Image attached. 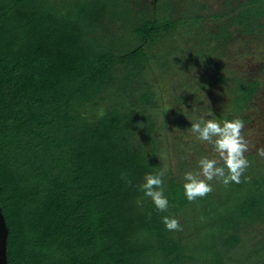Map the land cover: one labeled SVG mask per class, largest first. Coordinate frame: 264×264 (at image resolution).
Masks as SVG:
<instances>
[{
  "label": "trees",
  "instance_id": "obj_1",
  "mask_svg": "<svg viewBox=\"0 0 264 264\" xmlns=\"http://www.w3.org/2000/svg\"><path fill=\"white\" fill-rule=\"evenodd\" d=\"M231 9L213 15L222 26L219 43H196V55L183 60L176 54L183 37L200 30L199 17L187 32V17L149 16L132 0H0V205L9 264L264 262L260 156L247 157L249 179L240 184L214 182L192 202L183 190L195 164L181 151L202 153L191 122L210 109L246 124L261 91V80L226 67L224 58L233 51L229 24L249 41L264 38V0ZM121 27L127 42L118 40ZM192 63L211 72L188 75ZM173 81L180 87L174 106L167 98ZM187 101L192 105L175 107ZM179 138L175 171L168 155ZM163 168L167 212L138 188ZM163 216L182 230H167Z\"/></svg>",
  "mask_w": 264,
  "mask_h": 264
},
{
  "label": "rangeland",
  "instance_id": "obj_2",
  "mask_svg": "<svg viewBox=\"0 0 264 264\" xmlns=\"http://www.w3.org/2000/svg\"><path fill=\"white\" fill-rule=\"evenodd\" d=\"M248 0H132L133 6L135 9L142 10L145 12L146 15L153 16V15H161L163 14L162 11L165 12L164 16H170L172 19H177L180 17H187L189 19V24H187V32L191 31V26L194 24L192 23L193 18L199 17L200 21V30L195 29V33L193 35H185L183 38H186L185 41V48L180 49V52L176 54L177 57H181L187 53L195 54L196 49L193 46L196 43H202V41L208 43V47L215 46L219 43V40L216 39V36L221 31V23L218 19H214L213 15L216 13H223L228 12L232 14V9H237L239 5L245 3ZM169 4L171 6H169ZM253 8V7H252ZM231 9V10H230ZM171 10V11H170ZM191 17V18H190ZM106 21L105 24H102V27H107V17L102 19ZM102 21V22H103ZM227 22L230 21V18H226ZM264 24V19H263ZM230 26V46L232 47L233 51H228V55L224 58L226 61V67L232 68L239 73L245 74L250 78H258L262 81L261 91L257 95V99L255 101L254 107L247 112L246 118L247 122L245 124V128L243 129L242 134L245 138L249 141L250 151L247 152L245 155L248 157L249 155L256 154V149L264 147V38H255V40L249 41L247 36H243L238 34V26H234L229 24ZM183 28V27H182ZM181 27L179 30L180 32H184L186 29H182ZM119 34L118 40L119 41H126L127 42V32L123 27H121L120 31H117ZM176 33H178L176 31ZM181 39H179L180 41ZM182 41V40H181ZM134 42V41H132ZM172 36L162 42V50L164 49L163 46H166L165 51H168L167 47L172 44ZM263 45V46H262ZM201 47V46H200ZM155 53L161 52V45L157 44L154 48ZM158 55V54H157ZM196 55V54H195ZM198 56V55H197ZM184 60V59H183ZM224 61V62H225ZM162 64V59L159 61V64L156 66L155 71L158 73L160 65ZM186 63L182 61L178 67L184 66ZM211 69H204L202 65L199 63H192L190 68L188 69V75H194V77L198 78L201 77L203 73H210ZM175 82H171L169 86L173 89ZM175 89H179L180 87L174 86V91H168V99L172 101L176 98ZM175 95H171V94ZM191 97V96H190ZM167 99V100H168ZM168 100V101H169ZM173 101L171 102V104ZM190 104V101H187V105L181 102L175 103V107L177 109H185ZM192 105V104H190ZM172 106H174L172 104ZM170 124L173 123L172 117L170 115L169 118ZM182 130V129H181ZM171 139V138H169ZM188 139V138H184ZM172 140V139H171ZM180 141L182 139H175L172 142V146L170 147V153L168 155L169 164L171 167L174 168L175 171H178L179 167V157L174 154V147L180 145ZM189 141V140H188ZM184 142V140H183ZM187 142V141H186ZM166 145V142H165ZM187 147V146H186ZM194 147V146H193ZM190 146L187 149L182 150L181 152H185V157L187 160H191L194 162L195 166L192 170L196 169L197 161L200 159L201 156H208L209 158L214 157V153L212 151L211 145L202 142L201 151L202 153H198L195 151L194 148ZM200 151V150H199ZM168 160V159H167ZM262 162L264 163V157H261ZM196 225V220L190 218L188 220L187 226L190 229H193ZM197 241L200 242V239L197 238ZM241 253V252H237ZM204 254V252H203ZM237 255V254H235ZM228 264H235V262L228 263ZM261 264H264L261 263Z\"/></svg>",
  "mask_w": 264,
  "mask_h": 264
},
{
  "label": "clouds",
  "instance_id": "obj_3",
  "mask_svg": "<svg viewBox=\"0 0 264 264\" xmlns=\"http://www.w3.org/2000/svg\"><path fill=\"white\" fill-rule=\"evenodd\" d=\"M206 116L211 119H206ZM244 128L245 121L243 119L220 120L210 109L198 120L191 122L190 131L195 134L197 140L211 145L215 155L213 158L201 156L197 161L196 169L184 173L183 190L189 202L206 197L213 191L214 182L227 187L233 182L242 183V177L244 180L249 179L244 176L250 167V161L245 155L250 151V145L242 134ZM256 154L264 157V147L256 149ZM166 172L167 168H163L155 173L146 174L145 182L138 185L139 190L145 197L151 199L155 208L160 212H167L169 207V201L164 195L163 177ZM121 179L127 184H131L127 173H122ZM138 205L142 206V202L138 201ZM149 215L151 214L149 213ZM162 222L169 231L182 230V226L176 218L163 216Z\"/></svg>",
  "mask_w": 264,
  "mask_h": 264
},
{
  "label": "water",
  "instance_id": "obj_4",
  "mask_svg": "<svg viewBox=\"0 0 264 264\" xmlns=\"http://www.w3.org/2000/svg\"><path fill=\"white\" fill-rule=\"evenodd\" d=\"M8 237L9 227L0 205V264H9L7 255Z\"/></svg>",
  "mask_w": 264,
  "mask_h": 264
}]
</instances>
